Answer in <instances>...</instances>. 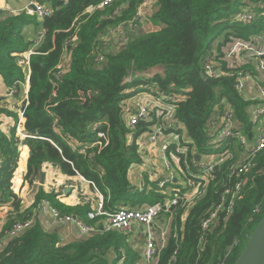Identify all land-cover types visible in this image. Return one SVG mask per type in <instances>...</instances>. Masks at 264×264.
I'll use <instances>...</instances> for the list:
<instances>
[{"label": "trees", "instance_id": "trees-1", "mask_svg": "<svg viewBox=\"0 0 264 264\" xmlns=\"http://www.w3.org/2000/svg\"><path fill=\"white\" fill-rule=\"evenodd\" d=\"M40 1L48 4L49 17L40 19L25 11L12 15L0 9V78L17 92L15 96L26 83L16 54L34 51L28 103L22 107L25 132L34 137L21 141L15 129L9 135L0 129V206L12 208L7 224L0 229V264H145L127 231L106 230L108 216L89 220L92 203L66 205L60 201L63 192H47L40 186L33 205L23 210L22 200L13 190V182L15 189L22 183L24 167L14 179L20 147L27 146L32 152L24 176V183L31 186L49 165L68 178L81 176L94 184L103 196L107 215L123 208L166 205L172 198L158 192L157 182L145 176V186L138 189L129 180L131 166L143 161L137 139L150 123L140 121L130 128L123 103L149 84L181 93L184 99L177 104L176 119L186 129L191 141L188 146L201 158L217 151L210 143L209 122L215 106L226 98L251 141L256 127L249 113L251 103L235 90L239 71L230 72L221 58L233 38L251 41L264 36V0H157L146 21L157 29L136 34L126 28L128 42L117 51L105 47L104 39L118 27H129L144 0H117L103 10L98 9L103 0ZM92 8L95 10L88 12ZM243 10L255 15L252 22L237 21ZM30 27L44 32L41 40L35 42L26 33ZM66 55L70 64L62 74L59 67ZM101 56L104 61L98 65ZM213 58L232 75L216 78L209 85L201 73ZM157 69L164 75L149 80L136 77ZM1 113L17 119L8 110L0 109ZM27 158L24 151L21 167ZM197 159L190 169L199 175ZM243 159L249 170L237 176L232 171ZM182 167L186 169L183 163ZM44 201L61 218L85 222L92 234L64 244L58 233L45 230L35 219L31 229L10 238L13 225L35 217ZM212 213L216 218L204 231L203 224ZM263 217L264 149L246 158L244 149L235 146L199 199L189 206L180 202L156 220L157 232V221L167 222L170 231L156 264H235Z\"/></svg>", "mask_w": 264, "mask_h": 264}, {"label": "built area", "instance_id": "built-area-1", "mask_svg": "<svg viewBox=\"0 0 264 264\" xmlns=\"http://www.w3.org/2000/svg\"><path fill=\"white\" fill-rule=\"evenodd\" d=\"M117 0H103L98 6L99 10L111 6ZM28 6L25 12L34 16L37 15L40 19L49 17L51 11L47 9L38 0H28ZM153 1L144 0L137 10L134 22L129 27H118L113 30L111 36L104 39L105 47H110L112 42L117 41V46L120 44L123 47L128 42V33H136L140 27L146 23L149 17L150 8L154 6ZM155 8V7H154ZM90 12L95 8L89 9ZM153 13V12H152ZM152 15V14H151ZM255 15L250 11L240 13L237 16L239 23H250L254 20ZM127 28V29H126ZM119 49V48H118ZM34 54L33 50L16 54L19 57L18 64L23 69L25 77H30V58ZM104 57L98 59V65H101ZM226 65V68L231 71H239L235 77V90L246 101L251 103L249 113L252 121L254 122L255 131L253 132L252 140L250 141L242 131L233 105H231L226 98H223L219 104L214 108L213 115L209 122L211 133V145L217 149L216 153L211 155L202 156L199 160L198 167L200 174H194L190 169V164L193 159L197 158V151L195 148H190V139L187 136L185 127L178 123L176 119L177 104L184 99L179 94H172L166 91H161L152 87L150 84L135 96V112H130L127 119V124L130 128L138 125L140 121H147L150 123L147 132L142 135H148L150 146L157 147L161 161V168L149 169L143 162L142 165V180L136 187L143 189L145 186V175L150 182L158 183V192L169 196L171 201L166 205L156 204L145 206L141 209H120L113 215H107L104 211V199L102 194L98 191L94 184L86 181L83 177L80 180L90 185L93 189L94 195L97 199H92L89 195L79 190V203L90 204L92 203V211L88 214L89 220H94L97 217L108 216L106 220V230L117 231H131L135 224H139L146 229L144 237V253L143 259L145 264H156L161 250L166 244L168 236L167 231H156V220L162 214L173 206L178 205L180 202L184 205H191L199 197L205 193L209 185L210 178L216 171V168L224 164L230 157L231 149L235 146H241L244 149V156L246 158L252 157L264 149V84L256 78V74L264 79V36H258L251 41L233 38L231 43L223 48V57L221 58ZM62 64L60 65V73H64L65 69ZM161 71V72H160ZM158 73L138 75L140 79H153L156 74L164 75V71L160 70ZM229 71H224L217 62L211 59L205 64L204 74L207 79L214 80L219 77L232 75ZM132 78L128 79L131 82ZM157 85V84H156ZM16 91L8 90L7 98H14ZM137 99V101H136ZM20 121L17 130H24V111L22 107L18 110ZM21 137L25 138L34 137L29 136L26 132L21 133ZM141 135V136H142ZM140 138V137H139ZM139 138L137 145L141 155L144 154V149L140 147ZM84 153V151H81ZM198 160V159H197ZM182 163L186 169L182 167ZM51 167V166H50ZM53 168V167H51ZM249 170V163L243 159L242 165L233 169L232 173L240 176ZM157 178L156 181L153 179ZM36 181L34 185H38ZM63 185L68 189H74L75 185L72 182ZM41 185H38V188ZM55 185H49V189L54 190ZM44 188L47 186L44 185ZM242 185H237L239 192ZM37 188V189H38ZM34 203V202H33ZM221 206L218 207V211ZM38 213L45 216L52 217L57 223L73 224L79 231L82 237L92 234L93 229L86 225L85 222L75 220L71 217L61 218L59 212L52 208L49 202H42L37 210ZM216 218V213H212L210 218L203 224L204 231L207 230L209 224ZM36 214L30 220L15 223L10 230V238H16L24 234L27 230L31 229L35 224Z\"/></svg>", "mask_w": 264, "mask_h": 264}, {"label": "crops", "instance_id": "crops-1", "mask_svg": "<svg viewBox=\"0 0 264 264\" xmlns=\"http://www.w3.org/2000/svg\"><path fill=\"white\" fill-rule=\"evenodd\" d=\"M38 1L41 2L40 0H38ZM151 1H153V0H151ZM156 3H157V0H156ZM28 4H29L28 0H0V9L3 11H6L12 15H19L25 11ZM46 5L48 6V4H45L44 6L46 7ZM154 10H155V8L154 9L150 8V11L153 13H154ZM89 11H91V10H88V12ZM153 13H152V15H153ZM142 26H144V25H142ZM150 31H155V30L150 29ZM140 32H142V31H140ZM148 32H144V33H148ZM26 33L31 35V37L34 38L35 42H38L39 40H41L43 37V34H44V32H39V31L35 32L33 27L28 28L26 30ZM221 40H223V39H221ZM214 49H215V47H214ZM110 50H112V51L120 50V49H118L117 41L114 40L112 42ZM213 55H214V53L212 54V56ZM69 64H70V57L68 55H66V57L64 58V60L62 62V66H64L63 67L64 69H67ZM159 71L160 70L157 69L153 73H158ZM136 77L139 79L138 76H136ZM256 78L261 81L260 82L261 84L262 83L264 84L263 78L261 79L259 77V75H257V74H256ZM29 86H30L29 85V76H27L26 83H24L21 86L19 95L10 99V98H7V94H8L9 89L5 85L3 79L0 78V109L8 110L9 112H11L17 116V119H16L15 117L9 116L5 113H1L0 114V129L6 135H9L10 131L12 129H15L16 130V137L19 138L21 141H23V139L21 137L22 136L21 133L25 132V128H24V130H20V131L17 130V126H18V123H19L20 118H21L19 113H18V110L21 107H23L24 102L28 100ZM123 105L125 107V112H126L124 118L127 121L128 115L130 114V112H135V110H136L135 96L128 99L127 101H125L123 103ZM24 122H25V119H24ZM139 144H140V147H142L145 151L144 154L141 155L142 160H143L141 164H143V162H144V164L147 167L150 166L149 167L150 170H152L153 168H157V167H158V169H160L161 168V161H160V157H159L158 148L150 146L148 135L140 136ZM24 151L27 152L28 158L25 161L24 166L22 165V167H21V164L23 162ZM29 152H30L29 147L23 146V145L20 147V159H19V163H18V169L14 175V179L17 176L20 168L24 167V171L21 174L22 175V183L17 190H15V188L13 187L14 192L18 196H20L21 189L24 190V189H26L27 185H29L27 183H24V176L26 175V172H27ZM141 164H134L131 166V168L129 170V180L134 187H137L142 180L141 177L143 175L142 174L143 169H142ZM42 171L46 174L45 185L47 186V188H50L49 185H55L54 186L55 192H58V191L63 192V196H62L60 201L66 205L76 206V205L80 204L79 203V199H80L79 190L80 189H82V192L89 195L91 198H93V199L98 198L97 196L94 195L92 187L90 185H88L87 183L82 182L80 180L79 176L75 177V178H68V177L64 176L61 172H59L58 169L51 168L49 165H45L43 167ZM153 180L156 181L157 178H154ZM63 181H72L73 185H75L74 189L66 188L63 185ZM30 188H31V191L36 190V188L32 187V186H30ZM35 195H36V193L33 195L32 202L35 201ZM20 198L22 200L23 210L30 208L29 205L25 204L23 197L20 196ZM10 212H12V208L9 205L0 206V229H1V227L3 228L5 224H7L6 218L9 216ZM36 220H38L41 223L42 227L45 230H47L49 232L58 233L60 238H61V241L64 244L74 242V241H77L79 239L84 238L80 235L78 229L73 224L57 223L52 217L45 216V215L40 214V213L36 214ZM157 223H158L159 231L170 232L169 231V225L166 224L167 222H164V224H163V223L157 221ZM144 230L145 229L143 226H141L139 224H135L133 229L131 231H128L129 236H130L129 241L133 245V247L138 251V253L140 255H143L144 248H145L144 237H143L144 236L143 235Z\"/></svg>", "mask_w": 264, "mask_h": 264}, {"label": "water", "instance_id": "water-1", "mask_svg": "<svg viewBox=\"0 0 264 264\" xmlns=\"http://www.w3.org/2000/svg\"><path fill=\"white\" fill-rule=\"evenodd\" d=\"M59 4H62V1L59 2ZM201 77L206 81L207 84H213V80L207 79L204 73H201ZM27 103L28 101H25L24 105H27ZM33 135H36V132H33ZM31 156L32 152L30 151L29 157ZM198 160H200V156H198ZM217 169L218 167L216 170ZM45 183L46 174L42 172L40 175L39 184L44 186ZM235 264H264V217L253 231L247 242V245Z\"/></svg>", "mask_w": 264, "mask_h": 264}, {"label": "rangeland", "instance_id": "rangeland-1", "mask_svg": "<svg viewBox=\"0 0 264 264\" xmlns=\"http://www.w3.org/2000/svg\"><path fill=\"white\" fill-rule=\"evenodd\" d=\"M155 1L156 0H153V5L152 6H154V4H155ZM155 7V6H154ZM154 7L152 8V9H154ZM151 14H152V12L150 11V13H149V17H148V19H150L152 16H151ZM151 16V17H150ZM141 30L140 31H142L143 33L144 32H148V31H150V29L151 30H156L157 29V27L152 23V22H149V23H144V26H142L141 28H140ZM140 31H138L137 33L138 34H141L142 32H140ZM214 46V45H213ZM118 48L119 49H122L123 48V45L122 44H120L119 46H118ZM136 101H137V99H136ZM38 183H39V180L37 181ZM28 184V183H27ZM39 185V184H38ZM38 185H34V186H32V187H35L36 188V190L35 191H31V188H30V186L31 185H27V187H26V189H21V192H20V196H22L23 197V200L25 201V204L26 205H29L30 207L33 205V202H32V200H33V195L36 193L37 194V192H38V190H37V188H38ZM67 186V185H66ZM65 186V187H66ZM13 187H14V182H13ZM46 191H49V192H51V190L49 189V188H44ZM15 190H17V189H15ZM37 191V192H36ZM34 193V194H33ZM19 196V197H20ZM35 197H36V195H35ZM6 221H7V218H6ZM5 226V225H4ZM2 228V227H1ZM145 229V228H144ZM146 229L143 231V237H145V234H146Z\"/></svg>", "mask_w": 264, "mask_h": 264}, {"label": "bare ground", "instance_id": "bare-ground-1", "mask_svg": "<svg viewBox=\"0 0 264 264\" xmlns=\"http://www.w3.org/2000/svg\"><path fill=\"white\" fill-rule=\"evenodd\" d=\"M23 171H24V170L22 169V170H21V174H22Z\"/></svg>", "mask_w": 264, "mask_h": 264}]
</instances>
